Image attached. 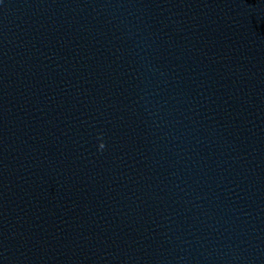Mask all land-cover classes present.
Here are the masks:
<instances>
[{"label": "water", "instance_id": "obj_1", "mask_svg": "<svg viewBox=\"0 0 264 264\" xmlns=\"http://www.w3.org/2000/svg\"><path fill=\"white\" fill-rule=\"evenodd\" d=\"M0 264H264V0H0Z\"/></svg>", "mask_w": 264, "mask_h": 264}]
</instances>
